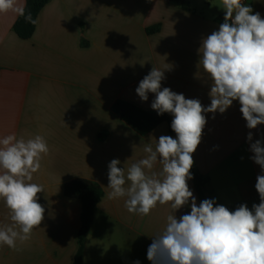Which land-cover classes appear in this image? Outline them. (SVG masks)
<instances>
[{"label":"crops","instance_id":"crops-1","mask_svg":"<svg viewBox=\"0 0 264 264\" xmlns=\"http://www.w3.org/2000/svg\"><path fill=\"white\" fill-rule=\"evenodd\" d=\"M264 18V0H242ZM26 6V0H18ZM221 0H49L29 40L14 33L18 15L0 13V138L15 133L25 139L41 135L49 152L33 183L43 186L38 202L44 219L17 249L0 246V264H74L81 229V203L66 186L85 180L103 192L85 244L82 264H151L147 250L161 232L170 204L149 215L129 213L124 198L110 200L108 165L125 170L144 157L143 147L171 133L166 123L146 135L136 133L114 112L123 101L151 108L155 95L142 101L139 82L153 67L165 70L161 87L210 105L211 81L198 67L202 39L218 30L225 15ZM240 103L225 113H206L201 143L193 154L190 189L200 199L194 174L209 180V199L235 210L259 204L255 189L261 168L250 157L247 133L264 141V124L246 127ZM157 165V170L159 169ZM190 212L185 206L177 218ZM0 222L8 209L0 200Z\"/></svg>","mask_w":264,"mask_h":264},{"label":"clouds","instance_id":"clouds-1","mask_svg":"<svg viewBox=\"0 0 264 264\" xmlns=\"http://www.w3.org/2000/svg\"><path fill=\"white\" fill-rule=\"evenodd\" d=\"M220 8L223 23L198 49V67L211 81L210 105L162 88L165 70L153 67L136 93L142 101L149 93L155 95L151 108L158 115H172L175 138L161 135L154 144H145L144 157L126 170L118 167L119 159L108 165V199L124 198L127 211L140 216L149 215L157 204L173 209L148 247L151 264H264V141L252 142V131L247 133L250 159L261 168L255 184L260 202L251 209L241 204L233 211L215 199L197 204L188 184L206 113L223 114L238 101L249 130L264 124V18L242 0H221ZM9 11L33 25L38 22L18 0H0V13ZM48 152L41 135L25 139L12 133L0 138V200L8 209V222H0V246L18 250L17 242L28 241L41 225L45 209L38 194L44 189L32 181ZM185 206L190 212L177 218L175 213Z\"/></svg>","mask_w":264,"mask_h":264},{"label":"trees","instance_id":"trees-1","mask_svg":"<svg viewBox=\"0 0 264 264\" xmlns=\"http://www.w3.org/2000/svg\"><path fill=\"white\" fill-rule=\"evenodd\" d=\"M49 0H26V13L31 12L33 19H38L40 12L47 5ZM224 15L217 18L219 24L223 23ZM37 24L33 25L25 21L23 16H18L14 24V33L22 40H29L36 31ZM114 112L121 120L126 122L136 133L146 135L163 123H166L171 133V114L165 113L158 115L157 112H148L137 107L119 101L114 105ZM192 170V169H191ZM195 187L201 200L209 199L206 193V186L209 182L207 178L194 174ZM66 195L77 198L81 203V229L78 235V252L74 264H82L85 252V244L89 235L91 225L97 207L103 198L100 187L92 182L85 180H75L70 182L65 188Z\"/></svg>","mask_w":264,"mask_h":264},{"label":"built area","instance_id":"built-area-1","mask_svg":"<svg viewBox=\"0 0 264 264\" xmlns=\"http://www.w3.org/2000/svg\"><path fill=\"white\" fill-rule=\"evenodd\" d=\"M166 1H168V2H175V3H181V2H183L185 0H166Z\"/></svg>","mask_w":264,"mask_h":264}]
</instances>
